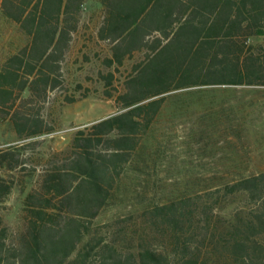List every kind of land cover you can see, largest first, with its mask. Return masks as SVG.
I'll return each instance as SVG.
<instances>
[{"label": "trees", "instance_id": "obj_1", "mask_svg": "<svg viewBox=\"0 0 264 264\" xmlns=\"http://www.w3.org/2000/svg\"><path fill=\"white\" fill-rule=\"evenodd\" d=\"M85 1L0 0L2 19L23 38L0 57V122L18 140L55 131L40 113L64 87ZM94 1L93 40L106 47L99 60L108 70L100 78L118 112L77 130L40 170L13 146L0 149V264H264V172L95 223L127 190L138 137L168 96L264 87V0ZM126 65L120 90H106ZM28 183L14 229L6 202Z\"/></svg>", "mask_w": 264, "mask_h": 264}, {"label": "rangeland", "instance_id": "obj_2", "mask_svg": "<svg viewBox=\"0 0 264 264\" xmlns=\"http://www.w3.org/2000/svg\"><path fill=\"white\" fill-rule=\"evenodd\" d=\"M100 17V5L86 0L81 29L63 66L64 87L40 113L55 131L18 140L7 123L0 122V149L13 146L29 167L40 170L49 156L70 145L77 130L118 112L100 78L108 71L99 60L106 47L93 40ZM22 41L0 15V57ZM128 66L118 69L106 90L113 94L120 90ZM137 148L140 155L134 156V164L124 174L127 190L100 213L96 224L181 191L202 192L264 172V87L219 85L176 92L167 97L151 127L139 135ZM29 188L30 183L22 193L15 187L6 202L5 220L14 229L21 226L22 199Z\"/></svg>", "mask_w": 264, "mask_h": 264}]
</instances>
